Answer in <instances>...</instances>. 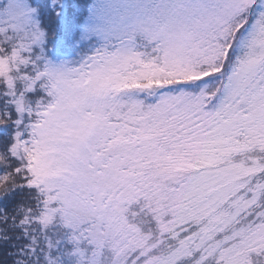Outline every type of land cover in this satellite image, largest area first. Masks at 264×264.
I'll list each match as a JSON object with an SVG mask.
<instances>
[{
    "label": "snow or ice",
    "instance_id": "obj_1",
    "mask_svg": "<svg viewBox=\"0 0 264 264\" xmlns=\"http://www.w3.org/2000/svg\"><path fill=\"white\" fill-rule=\"evenodd\" d=\"M0 264H264V0H0Z\"/></svg>",
    "mask_w": 264,
    "mask_h": 264
}]
</instances>
